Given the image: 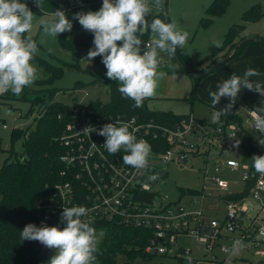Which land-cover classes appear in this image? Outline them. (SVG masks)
I'll return each mask as SVG.
<instances>
[{
	"label": "built area",
	"instance_id": "2783aa9c",
	"mask_svg": "<svg viewBox=\"0 0 264 264\" xmlns=\"http://www.w3.org/2000/svg\"><path fill=\"white\" fill-rule=\"evenodd\" d=\"M158 59L157 70L167 64L164 53ZM64 104L66 109L57 114L62 124L56 138L61 147L58 179L53 184L51 198L39 209V225L63 228L60 215L64 207H86L88 216L82 217L83 220L110 223L133 232L123 246L125 249H139L140 253L134 258L117 253L116 264L146 263L152 257L165 261L160 264H194L193 258L191 262L187 259L192 253L190 244L185 242L188 238L199 242L205 252L215 249L223 253H230L236 241L241 244L235 247L244 245L248 248L264 242V221L259 212L248 214L250 207L245 204V199L225 198L223 219L204 217V201L210 197L205 182L210 177L221 190H225L222 176L225 168L243 169L240 179L253 199L259 200L264 193V176L255 172L252 163L240 164L234 159L223 158L229 148L238 149L233 147L237 140L239 146L242 145L238 134L240 127H236L233 120L223 117L218 123H205L189 113L167 123L140 114L123 116L112 113L101 109L102 105L97 109L91 102ZM108 123L127 125L138 141H146L151 146L146 168L125 165L123 150L111 155L103 147L105 137L83 131L89 126L100 129ZM3 128H6L5 124ZM194 160L203 162L198 167L203 172V187L183 192L197 195L201 200L193 197L189 206L165 202L164 198L171 191L160 194L165 177L163 172L167 173L166 165H183L188 161L193 165ZM243 217L246 218L245 224ZM96 230L103 233L101 242L104 230ZM225 239L228 243H224ZM119 255L121 261H118ZM49 260L41 263L38 259L37 264H48Z\"/></svg>",
	"mask_w": 264,
	"mask_h": 264
},
{
	"label": "clouds",
	"instance_id": "9594fccd",
	"mask_svg": "<svg viewBox=\"0 0 264 264\" xmlns=\"http://www.w3.org/2000/svg\"><path fill=\"white\" fill-rule=\"evenodd\" d=\"M34 3L42 9L43 0H34ZM155 7L162 9L163 0H155ZM150 15H153V6L148 0H102L98 11L73 14V19L93 35V47L88 50L87 59L90 62L101 57L107 78L119 82L118 91L123 98L134 101V108L142 107L147 98L155 95L158 80L165 76L157 71L159 55L174 56L177 47L183 48L188 38V33L176 30L173 23L160 18H152L149 22L146 17ZM50 16V20L42 22L46 36L57 38L71 31L73 23L64 10L57 9ZM33 19L32 10L21 0H0V94L11 91L13 95H21L25 87L32 86L39 78L37 67L30 63L38 52L37 43L23 35L32 30ZM148 32L151 39L145 45L141 36ZM259 75L254 68L246 69L243 76L232 73L217 84V91H209L213 107L220 104L222 98L229 100L212 113L211 122L218 123L221 116L231 112L242 89L264 97V84L250 80ZM251 116L252 129L259 134L257 142L264 146V139H261L264 137V102L251 110ZM83 131L105 137L103 147L111 155L123 150L125 165L146 168L151 146L146 141H138L127 125L108 123L100 129L89 126ZM233 147H239L238 140ZM251 160L255 172L264 176V156L254 155ZM86 216L88 209L84 206L64 207L60 215L63 228L29 223L20 237L23 241H38L53 250L55 255L48 264H95L103 233L98 234L90 220L82 219ZM240 244L236 241L234 247ZM187 259L191 262V257Z\"/></svg>",
	"mask_w": 264,
	"mask_h": 264
},
{
	"label": "trees",
	"instance_id": "16d2710c",
	"mask_svg": "<svg viewBox=\"0 0 264 264\" xmlns=\"http://www.w3.org/2000/svg\"><path fill=\"white\" fill-rule=\"evenodd\" d=\"M22 1L27 4L28 8L39 14H51L57 9H62L65 13L69 9H73L74 13H86L88 11H98L102 6V0H43V7L40 9L36 6L34 0ZM228 3L229 0H211L205 9V15L200 19V24L202 26L209 25L215 16L226 10ZM263 15L264 7L260 3L251 5L242 13L241 21L232 24L228 28L220 47L212 50L199 61H192L185 47H177L175 53L180 64L173 56L169 59L173 66L178 67V71L184 72L192 78L191 99L197 97L196 90L202 77L214 72L219 65L227 60L241 55L246 45L250 43L264 45V36L262 35L255 33L241 35L247 22L257 21ZM164 16L168 17V13L166 12L164 15L161 11L160 14L152 18L164 20ZM72 23L71 31L60 34L58 41L63 49L72 53L75 60L74 66L69 63L66 68L71 66L70 68L80 69L76 62H78L80 56L87 55L88 50L93 47V35L85 31L78 21L72 19ZM168 23H170L169 17ZM150 35V32L142 35V41L145 43ZM239 39H245V41L234 48ZM117 43L120 44V42ZM228 54L230 56L222 61L221 59H224ZM35 60L39 61L40 66L47 73L46 78L35 80V86L38 87L40 84L52 82L63 74L64 68L62 66L51 64L39 58L36 54L30 63ZM94 60L100 62L101 57H96ZM219 60H221L219 64L214 65ZM203 64L205 65L203 66ZM95 80L102 81L107 85L110 96L107 102L91 101L97 109H100V105H102L101 109L112 113L123 116L140 114L144 118H156L167 123L174 122L181 116L169 112L149 110L146 108L145 102L142 107L134 108V101L123 98L118 91L119 82L108 79L106 73L97 75ZM76 87L74 85L72 89ZM35 89L36 87L30 86L25 87L23 91L33 93ZM58 90V88L52 87L49 88L48 95H34L30 101L37 102L40 106L39 115L35 119V127L32 129L17 127L10 134L12 143L21 136L24 137V140L22 142V153L15 155V151L11 148L0 167V264H37L38 262L37 256L42 244L38 241H23L20 232L29 223H33L38 227L41 226L38 223L41 216L39 209L43 203L48 202L51 198L53 184L58 179L61 147L58 145L56 138L60 134L62 124L57 119V114L67 107L63 102L54 99V95ZM11 93V91H8L0 94V104L4 102L3 98ZM20 98L27 99L28 96L22 93ZM29 110L31 111L32 107ZM224 118L230 120L237 117L226 115ZM244 143L246 144L244 145ZM242 145L245 146L246 152L252 157L256 155L246 141ZM1 150L0 140V152ZM247 192V189H245L242 195ZM91 226L104 230L103 239L98 246V252L95 254V264H116L117 253H122V255L131 258L140 253L139 249H125L123 246V244L129 242V237L133 236V232L105 222L91 223Z\"/></svg>",
	"mask_w": 264,
	"mask_h": 264
},
{
	"label": "rangeland",
	"instance_id": "374dc122",
	"mask_svg": "<svg viewBox=\"0 0 264 264\" xmlns=\"http://www.w3.org/2000/svg\"><path fill=\"white\" fill-rule=\"evenodd\" d=\"M21 2L25 3L22 0ZM206 2H208V0H166V12L168 13L170 23L176 26V30L188 33L185 46L187 50H189V53L192 54L193 60L197 61L201 60L212 50L220 47L228 28L232 24L241 21L242 13L246 9L256 3L264 5V0H229L226 10L220 14L221 16L217 15L221 17V20H214L215 17H217L215 16L209 25L202 26L200 24V19L205 15V9L206 6H208ZM148 3L153 6V15L146 17L149 21L153 16L160 14L161 9L155 7V0H148ZM32 12L34 14L33 27L32 30L25 33L24 36L31 37L35 40L38 47L36 55L39 58L51 64L62 66L64 70L63 74L52 82L40 84L38 87L35 86L36 84L34 82L32 87H36V89L33 93L22 91L24 95L27 94V99H21V95L17 96L12 93L3 98L4 102L0 104V140L2 148L0 152V167L11 148L15 151V155L21 154L23 150L22 142L24 137L21 136L12 143L10 138L12 130L17 127L25 129H32L35 127V119L39 115L40 106L37 102L30 101L34 95H48L50 92L49 88L56 87L59 90L54 95V99L63 103H87L95 100L107 102L110 99L107 85L102 81L95 80L97 75L105 74L107 71L102 61L97 62L91 60L89 62L87 55L84 54L80 56L78 62H76L80 69L75 67L70 68L71 66L66 68L69 63L74 66L75 60L72 53L60 46L58 37L52 38L43 33L42 22L50 20V14ZM65 14L67 18L72 21L74 10L69 9ZM226 22H229L230 25L227 29H224L226 28ZM257 25L264 29V18L260 24ZM31 63L38 69L37 74L39 78L36 80L47 77V73L44 72L39 61L35 60ZM205 64H203V66ZM203 66L201 65V67ZM173 67L175 68V66ZM173 67L171 61H168L165 69H174ZM164 71L163 73H165V76L158 80L155 95L144 101L146 108L153 111L188 112L192 105L195 116L198 115L203 118L211 119L210 114L216 109L213 108V110L211 109L210 111L207 105L198 98L191 99L192 78L186 73L179 74L180 72L175 69L173 71L170 70L172 72ZM74 85L77 87L72 89ZM184 94H186V96L182 97ZM173 95L179 96L180 98L172 99L171 97ZM247 106L249 109L255 107L254 105ZM31 107L32 110L30 111L29 109ZM248 108L236 109V112L241 115L243 120L237 117V119H233V123L236 127H240L238 134L242 142L246 141L247 145L252 148L255 154L264 156V146L257 142L258 135L257 132L252 129V120ZM9 111H11V113ZM3 124L6 125V128H3ZM243 129L249 131V137H247L246 133H243ZM245 144L246 143H244V145ZM244 145H240L237 150L229 148L226 155L223 157L224 160L234 159L240 164L248 163L249 165L253 163L251 160L252 156L246 152ZM202 163L201 160H195L193 161V165H191L190 161L183 165L171 163L166 165L167 174L176 181V186L167 193L164 198L165 202L172 201L189 206V201L192 200L193 197L198 201L201 200L199 196L184 193L183 191L186 189L200 190L203 187V172L198 169V167H201ZM242 172L243 169L231 172L230 177L233 178L232 181L223 179L225 190H221L219 186L208 177L205 182V190L211 196L216 195L220 198L242 193L244 192V182L240 179ZM263 194L264 193H261V195ZM204 205L207 210L212 209L207 200L204 201ZM217 208L222 211L220 205L215 209ZM220 211H216V214H221ZM97 233L99 234L101 232ZM185 242L190 244L192 249L190 257L193 258L194 264H264V242H260L256 247H251L249 249H244L242 246L233 247L230 253H223L215 249L212 252H205L203 251L202 245L191 238H188ZM224 243H228V240L225 239ZM121 257V255L118 256V261H121ZM164 262L165 261L159 257H152L146 263L143 261L140 264H160Z\"/></svg>",
	"mask_w": 264,
	"mask_h": 264
},
{
	"label": "crops",
	"instance_id": "0c3cea01",
	"mask_svg": "<svg viewBox=\"0 0 264 264\" xmlns=\"http://www.w3.org/2000/svg\"><path fill=\"white\" fill-rule=\"evenodd\" d=\"M210 2H211V0H208V2H206V5H209ZM262 6L264 7V5H262ZM204 8H205V6H204ZM216 18H219V19H216ZM220 18L221 17L217 16V17H215L214 20H221ZM263 18H264V15L257 21L247 22L245 24L244 30L241 32V35H247V34H254L255 33V34H259V35L264 36V29L262 27H260L259 25H257V24H260V22L263 20ZM229 25H230V23L226 22L225 23L226 28H224V29H227V27H229ZM184 47L187 51L189 58L194 62L197 61V60H193L194 58H193L192 54L189 53V50H187V47L185 45H184ZM164 54H165V57L167 58V64H168V61H170L169 56L166 53H164ZM165 66H164V68L159 69L158 72H165L164 70H166L167 72H172L174 69L178 70V67L175 66V68H174L173 65H172V67L174 69H168V70L165 69ZM248 68H254L257 71H259V73H260L259 76L250 77V80L259 81L261 84H264V45L256 44V43H250V44L246 45L243 52L241 53V55L227 60L226 62L219 65L213 73L207 74L204 77H202L200 84H199V87L196 90V96H197L196 98H198L200 101L205 103L207 105V107L210 109V111H211V109L213 110V108L216 109L213 111L220 110L222 107H224L226 104L229 103V100L227 98H222L220 101V104H217L215 107H213L212 103H211V97L209 96V91H217V84L228 79L232 73H235L238 76H243L244 71ZM170 70H172V71H170ZM178 72H180V71H178ZM179 74H184V72H180ZM185 96H186V94H184L182 97H185ZM171 98L177 99L180 97L173 95ZM262 102H264V97H261L258 93L251 92L247 89H242L241 92L239 93L238 99H237L234 107L232 108L231 112L227 115H235L236 117L243 120L241 115L236 112V109H241V108L247 109L248 108L247 105H254L256 107V106L260 105ZM252 108L253 107H251L250 109L252 110ZM250 109L248 108L249 114L251 111ZM163 112H169L170 114H173V115H185V114H189V113H192L194 115L192 105H191L188 112H184V111L183 112L182 111H177V112L163 111ZM207 115H209V114H207ZM210 115L212 116V113ZM225 116L226 115L221 116L220 119L225 117ZM195 117L202 122L212 123V122H210L211 119H209V118H203V117L198 116V115H196ZM250 118H251V116H250ZM233 119H230V120H233ZM235 119H237V118H235ZM251 120H252V118H251ZM243 133H246L247 137H249L248 136L249 131H245L243 129ZM257 135H259V134L257 133ZM242 144H243V142H242ZM233 171H235V170H232V169L229 170V169L225 168L222 171L223 179H226L227 181H232L233 178L230 177V173ZM186 190H190V189H186ZM244 191H245V183H244ZM243 193L244 192L232 194V195H228V196H225L222 198H220L219 196H216V195H214V196L210 195V198H208L206 200H207V202H209V205L211 206L212 209L207 210L205 208V205H204V217H205V219H210V218L223 219L224 213H225L224 199L228 197V198H234V199H240V198L245 199L244 200L245 204H247L250 207V211L248 214L252 215L254 213L259 212L263 221H264V209L261 210V207L264 204V196H263L264 194L260 196L259 200H255L251 196H249L248 193L242 195ZM211 203H213V204H211ZM218 204L222 207V211H220V209H218V208L215 209L216 207H219ZM253 205H254V207H253ZM216 211H220L221 214L217 215ZM245 217L242 218L243 224L246 223ZM241 246L244 249L250 248V247L248 248L247 246H244V245H241Z\"/></svg>",
	"mask_w": 264,
	"mask_h": 264
},
{
	"label": "water",
	"instance_id": "95a60500",
	"mask_svg": "<svg viewBox=\"0 0 264 264\" xmlns=\"http://www.w3.org/2000/svg\"><path fill=\"white\" fill-rule=\"evenodd\" d=\"M161 11L164 13H166L167 11V8H166V0H163V8L161 9ZM164 21L166 23H168V17L167 16H164ZM251 38V37H249ZM257 39V38H255ZM245 39H239L235 45H234V48H237L242 42H244ZM230 55L228 54L224 59H221L222 61L223 60H226ZM174 59L177 60V62L180 64V61L178 60L177 58V55L175 53V55L173 56ZM217 61L216 63H214V65H217L219 64V62L221 61ZM11 113V111H9ZM164 174V183H163V186H162V190L160 191V194L163 195L165 194L166 192L170 191L173 189L174 185H175V180L173 178H171L170 176H167V173L164 171L163 172ZM54 255V251L53 250H50L46 247H42L39 251V254H38V259L41 261V263H44L46 260H48L49 258H51L52 256Z\"/></svg>",
	"mask_w": 264,
	"mask_h": 264
}]
</instances>
